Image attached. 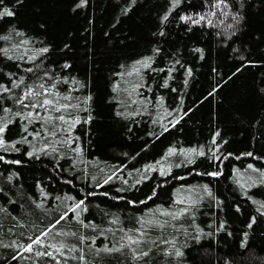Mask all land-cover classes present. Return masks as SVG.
I'll use <instances>...</instances> for the list:
<instances>
[{
	"label": "trees",
	"instance_id": "16d2710c",
	"mask_svg": "<svg viewBox=\"0 0 264 264\" xmlns=\"http://www.w3.org/2000/svg\"><path fill=\"white\" fill-rule=\"evenodd\" d=\"M5 9L0 264H264V0Z\"/></svg>",
	"mask_w": 264,
	"mask_h": 264
},
{
	"label": "snow or ice",
	"instance_id": "6c2138e0",
	"mask_svg": "<svg viewBox=\"0 0 264 264\" xmlns=\"http://www.w3.org/2000/svg\"><path fill=\"white\" fill-rule=\"evenodd\" d=\"M223 2H224V0H220V3H223ZM216 7H219V3L216 5ZM4 14L9 15V16L13 15V13H12L11 11L6 10V9H5L3 12H0V15H4ZM166 18H167V17H165V19H166ZM185 19H189V18L186 17ZM200 19L203 20L204 17L202 16ZM194 22L198 23L199 21H194ZM42 51L46 52L47 49L45 48V49H43ZM28 71H31V69H28ZM21 83H23L22 80H21ZM17 86H19V85H17ZM0 87H2V86H0ZM38 87L41 88V89H44L43 95H44L45 97H47L48 95L51 94V93L49 92V90H48L47 88H45V86H44L43 83H40V84L38 85ZM52 87H54V85H53ZM8 90H9V89L4 88V91H8ZM34 92H35V89H34V88H32V87L27 88V89L24 91L23 97L19 98L18 103H20V104H24V107H25V108L31 107V108L34 109V108H37V107H41V108H45L46 111L48 110L49 107H51V108H53V109H54L55 111H57V112H62V111L66 110L67 108H69V107L72 106V105H69V104L58 105V101H54V100L47 99V98H45V99H43L42 101H39V102H34V103H31V104H25V103H24V100L27 99V98L32 97ZM35 95L40 96V95H42V93H40V92H35ZM63 99L68 100V99H70V97H68V96H64ZM32 115H33V113H32V112H29V113H27V114L25 115L24 118H25V119H29ZM37 116H39L38 113H37ZM44 119H46V120H50V119H52V117H51V116H48V117H45ZM56 119H58L59 121H62V122H64V123H69V121L65 120V116H64V115H60V116L57 117ZM6 126H7V125L0 126V146H3L4 143H5L4 140H3L2 134H3V132L5 131ZM24 130L27 131V127H25ZM52 135H55V132H53ZM195 151H196L195 149H192V150H191V152H195ZM170 154H172V150H170ZM199 154L203 155V152H200ZM0 159H3V157H0ZM106 182H107V181H106ZM82 204H83V201H79V202H77V203L75 204V207L72 208V211L75 212L76 209H77V208H80ZM61 219H64V217H61ZM57 222H59V221H57ZM113 222H115V221H113ZM46 234H47V233H45V235H46ZM128 239H129V242L132 243V244H139V243H140V241H139L138 239H133V238H131V237H129ZM33 243H40V240L37 239V240L33 241ZM26 250L30 251V250H31V246H28V248H27ZM106 250H107V249H106ZM144 255H147V253H144Z\"/></svg>",
	"mask_w": 264,
	"mask_h": 264
}]
</instances>
